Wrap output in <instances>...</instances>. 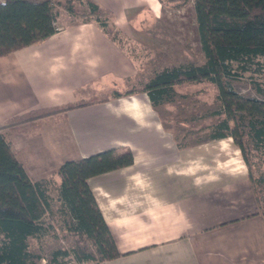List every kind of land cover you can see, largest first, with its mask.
Wrapping results in <instances>:
<instances>
[{"label": "crops", "instance_id": "0c3cea01", "mask_svg": "<svg viewBox=\"0 0 264 264\" xmlns=\"http://www.w3.org/2000/svg\"><path fill=\"white\" fill-rule=\"evenodd\" d=\"M93 1L129 36L163 10L161 0ZM57 24L46 39L0 56V125L128 90L137 77L126 48L95 21L62 8ZM1 131L34 180L59 183L55 172L68 159L133 151L132 164L89 178L122 255L88 264H264V218L233 138L180 144L146 92L49 115L35 134Z\"/></svg>", "mask_w": 264, "mask_h": 264}, {"label": "trees", "instance_id": "16d2710c", "mask_svg": "<svg viewBox=\"0 0 264 264\" xmlns=\"http://www.w3.org/2000/svg\"><path fill=\"white\" fill-rule=\"evenodd\" d=\"M193 1L205 57L202 63L165 66L139 89L34 109L0 125V264H40L43 256L31 249L30 238L41 239L57 230L58 218L69 232L92 240L96 252L83 246L55 248L49 264H88L122 255L89 178L132 164L133 151L111 147L68 159L55 172L59 183L52 177L34 180L1 128L35 134L49 115L139 91L146 92L157 107L173 99L177 86L215 84L220 107L213 114L219 117L206 126L209 139L233 138L248 166L258 213L264 218V0ZM78 4L85 9L79 10ZM62 8L82 20L95 21L121 46L130 43V36L93 0H0V56L54 34ZM242 77L251 81L260 96H245L233 87L231 80Z\"/></svg>", "mask_w": 264, "mask_h": 264}, {"label": "rangeland", "instance_id": "374dc122", "mask_svg": "<svg viewBox=\"0 0 264 264\" xmlns=\"http://www.w3.org/2000/svg\"><path fill=\"white\" fill-rule=\"evenodd\" d=\"M77 8L82 9L79 5ZM103 9L108 12L111 21H114V13ZM162 9V12L158 11L161 17L145 19L148 21L131 30L130 43L124 45L138 69L137 77L131 80L128 90L141 88L157 69L186 62L202 63L205 60L194 1L164 0ZM137 18L138 15L132 19L136 21ZM231 83L245 96H260L247 77L233 79ZM176 89L172 100L156 107L160 116L182 143L210 140L206 126L219 117L213 114L220 107L217 87L204 81L180 85ZM55 225L57 230L41 239H30L31 249L43 256L40 264H49L51 251L59 247L83 246L96 252L92 240L69 232L59 218L55 220Z\"/></svg>", "mask_w": 264, "mask_h": 264}]
</instances>
